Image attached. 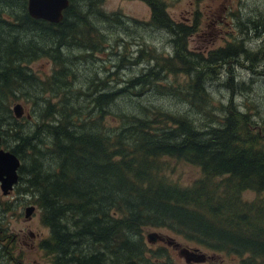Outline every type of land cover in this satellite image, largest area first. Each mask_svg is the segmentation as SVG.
Segmentation results:
<instances>
[{"label": "trees", "instance_id": "obj_1", "mask_svg": "<svg viewBox=\"0 0 264 264\" xmlns=\"http://www.w3.org/2000/svg\"><path fill=\"white\" fill-rule=\"evenodd\" d=\"M82 1L84 11H75L76 1L69 0L62 20L50 23L29 16L26 3L17 8L21 0H0V136L13 137L10 151L24 161L19 190L29 193L49 230L39 250L51 264H167L169 250L148 248L143 230L168 228L215 253L236 255L241 264L264 262V134L231 101L213 105L205 84L213 64L244 49L231 43L191 49L196 22L175 23L162 1L149 0V23L170 32L172 55L157 56L121 87L106 89L94 79L80 94L59 50L66 44L102 50L101 25L116 20L99 9L101 0ZM15 22L29 30L17 29ZM34 30L43 32L45 48L22 38ZM42 56L56 68L41 80L27 64ZM163 72L174 78L182 72L185 82L157 88L219 120L202 128L187 115L153 104L138 105L135 114L113 108L120 96H142L149 84L165 80ZM32 87L36 91L29 92ZM21 98L31 100L37 129L25 130L12 112L10 102ZM37 102L46 105L36 108ZM216 108L221 116H212ZM167 158L198 167L199 176L189 184L172 179ZM246 190L258 196L247 199Z\"/></svg>", "mask_w": 264, "mask_h": 264}, {"label": "rangeland", "instance_id": "obj_2", "mask_svg": "<svg viewBox=\"0 0 264 264\" xmlns=\"http://www.w3.org/2000/svg\"><path fill=\"white\" fill-rule=\"evenodd\" d=\"M75 1L77 5L75 11H79L80 8L84 11V2L82 0ZM148 1L101 0L100 4L98 3L99 9L106 15L109 14L108 16L115 15L114 17H116L114 22L110 20L113 23L105 22L101 25L102 31L100 32L104 37L102 50L88 52L70 44L60 48L61 59L65 61L69 72L74 73L72 84L74 90L77 89L80 94L83 91H88L87 84L94 79L97 85L100 84V81H104L106 89L121 87L129 79L146 72L149 67L155 64L157 56L172 55L173 46L170 32L149 23L151 8ZM159 1L164 3L165 11L175 23L182 22L193 25L196 22V30L189 42L191 49L208 51L225 47L229 43L238 47L241 45L244 51L227 59L223 64L217 62L215 67L214 64L212 65L213 68H210L212 70L211 78L204 71L207 73L205 75L206 88L212 93L213 105L220 106V103L226 105L231 101L238 111L248 114L260 133L264 134V0ZM14 5L11 6L14 7ZM23 5H25V0H21L20 5H15V7L18 8ZM8 11L5 8L4 13H1L4 20ZM11 21L12 18L8 22L13 23ZM0 23L4 22L0 21ZM16 26L19 27L17 29L29 30L27 26L19 23ZM81 29L79 28V30ZM36 31L34 30L33 35L29 33L32 37L23 33L22 38L31 39L39 47L45 48V40H41L43 39L41 38L43 32L37 33ZM52 47L54 45L46 48L52 49ZM140 51L142 53L138 60ZM27 68L42 80L52 73L56 65L48 56H42L28 63ZM163 73L166 77L165 80L149 84L150 87L142 96H120L112 104L113 108L120 107L125 113L135 114L139 110H132L138 105L149 106L153 104L181 115H187L202 128H205V125L215 124L219 120L197 110L198 108L188 104L184 99L164 93V89L157 88V85L163 86L168 82L171 84H183L185 82L186 76L182 72H179L175 78L173 74ZM85 84L86 86H84ZM30 87L27 88L30 89ZM36 89L37 87H32L29 92L36 91ZM75 93L77 91H74L73 99H76ZM80 98L83 99L84 96L80 95ZM51 101L57 102L58 98H52ZM17 102L22 104L24 109V116L19 118L21 123L27 125L24 126V129L27 131L28 129H37L38 126L35 125L37 118L33 115L31 100L17 99L10 102V107L12 108ZM45 105V102H37L36 108L43 109ZM213 111L212 116L214 117L222 115L217 108ZM26 115L29 116L28 121L23 120ZM108 119L106 118V122ZM213 119L215 120L212 123ZM1 130L5 131V128L3 127ZM2 136L4 138L0 142V148L11 150L10 148L15 144L13 137L5 135L4 132ZM43 138H47L46 134L43 135ZM165 162L168 168L166 174L184 184L191 183L199 176V169L194 165L170 158L165 159ZM20 163L21 166L24 165L22 159ZM20 187H24V184L21 183L19 186L15 184L13 190L7 195L2 194L0 190V231H3L0 235V264H51L50 259L38 247L39 241L49 235V230L41 224L40 209L36 204H34L36 206L34 212L29 217L25 216V208L30 204L33 205V201L29 193L19 190ZM243 195L247 199L258 196L252 190H246ZM29 232L36 236L32 238ZM150 232L167 235V237L178 242L177 245H181L191 252L197 248L200 252L205 253V256L214 255L209 260L215 264L239 262V257L236 255L215 253L186 240L185 236L168 228H145L143 230L145 242L148 248L153 251L163 249V244H157L156 240L154 242L148 241L146 236ZM21 233L28 236L26 239L30 244L25 245L22 250L14 249L12 251V247H9L12 257L5 255V251H3L5 244L11 240L15 242L14 239L16 240V238L19 241ZM166 249L170 252L168 256L170 261L167 264H184V255L179 253L177 248ZM248 264H264V262L249 261Z\"/></svg>", "mask_w": 264, "mask_h": 264}, {"label": "water", "instance_id": "obj_3", "mask_svg": "<svg viewBox=\"0 0 264 264\" xmlns=\"http://www.w3.org/2000/svg\"><path fill=\"white\" fill-rule=\"evenodd\" d=\"M28 13L33 18H42L50 22L58 23L63 18V10L68 7L69 0H28L27 3ZM13 112L16 117L23 114V108L20 103L13 106ZM20 165L19 158L9 150L0 149V189L3 194L9 193L14 184L18 180L17 169ZM35 206L29 205L25 208V216L29 217L34 212ZM155 235V236H154ZM158 234L149 233L147 238L149 241L154 242ZM197 251V249H195ZM187 253H191L193 257H188L185 254V259L188 261L194 259L195 261H202L203 254H196L190 252L185 248Z\"/></svg>", "mask_w": 264, "mask_h": 264}, {"label": "flooded vegetation", "instance_id": "obj_4", "mask_svg": "<svg viewBox=\"0 0 264 264\" xmlns=\"http://www.w3.org/2000/svg\"><path fill=\"white\" fill-rule=\"evenodd\" d=\"M25 3H26V11H27V13H28V8H27V3H28V0H25ZM67 8V7H66ZM65 8V9H66ZM28 15H29V13H28ZM30 16V15H29ZM33 18V17H32ZM91 19L93 18V17H90ZM99 19H100V17H98ZM34 19H42V18H34ZM42 20H45V19H42ZM45 21H48V20H45ZM48 22H50V21H48ZM50 23H54V22H50ZM1 142V141H0ZM1 230V229H0ZM3 231H0V235H1V233H2ZM29 235H31V237L32 238H34L36 235L34 234V233H32V232H29ZM19 241H17V238H16V240L14 239V241L15 242H13L12 240H11V242H9V243H7V244H5V246H4V248H3V251H5V255H10V249H9V247H12V251L14 250V249H18V250H22V248L25 246V245H29L30 244V242H28L27 241V239L26 238H28V236L26 235V234H24V233H21L20 235H19ZM2 240H4V239H2ZM168 241H169V239H168V237H167V235H163V234H161L160 235V237H159V239L156 241V243L158 244V243H161V244H163V247H165V248H171V247H175V248H177V250H178V252L179 253H182L183 255H184V264H185V247H181V245H177V243H172V244H168ZM3 244V243H2ZM20 245V246H19ZM169 245V246H168ZM32 246H33V244H32ZM19 254V253H18ZM188 254V253H187ZM189 255V254H188ZM11 257H12V255H10ZM214 256V255H213ZM213 256H210V255H206L205 256V260L203 261V262H191V263H189V264H215V263H213V262H210V260L209 259H211V258H213ZM36 264H38V263H36Z\"/></svg>", "mask_w": 264, "mask_h": 264}, {"label": "bare ground", "instance_id": "obj_5", "mask_svg": "<svg viewBox=\"0 0 264 264\" xmlns=\"http://www.w3.org/2000/svg\"><path fill=\"white\" fill-rule=\"evenodd\" d=\"M18 177H19V175H18Z\"/></svg>", "mask_w": 264, "mask_h": 264}]
</instances>
